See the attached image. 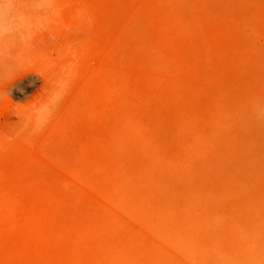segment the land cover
Returning a JSON list of instances; mask_svg holds the SVG:
<instances>
[{
    "label": "rangeland",
    "instance_id": "rangeland-1",
    "mask_svg": "<svg viewBox=\"0 0 264 264\" xmlns=\"http://www.w3.org/2000/svg\"><path fill=\"white\" fill-rule=\"evenodd\" d=\"M0 264H264V0H0Z\"/></svg>",
    "mask_w": 264,
    "mask_h": 264
}]
</instances>
